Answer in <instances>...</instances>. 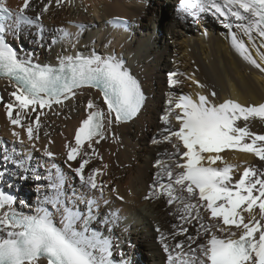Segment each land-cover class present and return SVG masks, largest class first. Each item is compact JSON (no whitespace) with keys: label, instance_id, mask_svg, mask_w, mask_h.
<instances>
[{"label":"bare ground","instance_id":"6f19581e","mask_svg":"<svg viewBox=\"0 0 264 264\" xmlns=\"http://www.w3.org/2000/svg\"><path fill=\"white\" fill-rule=\"evenodd\" d=\"M147 1L155 4L152 10L146 0H61L59 5L51 0L48 10L43 11L48 0H31L26 14L34 19L42 13L38 23L17 28L14 20L5 22L7 42L21 55H34L41 64H56L58 56L75 53L114 55L142 86L146 96L142 111L132 120L110 127L106 138L93 145L95 151L88 149L85 156L89 160L86 171L99 170L97 182L104 185L101 198L99 192L83 187L69 169L68 163L76 167V162H67V146L74 144L75 131L87 116V102L90 99L100 102L97 90L80 89L76 97L63 106L53 105L51 110L29 113V118L23 119L25 125L40 115L38 139L30 142L26 132L19 126L14 128L6 116L5 105L13 101L10 93L14 84L0 78V191L12 195L14 189L24 195L30 188L34 195L27 196L29 204H21L19 200L15 207L26 214H34L38 206L52 210L44 203V195L56 174H63L65 195L76 207L85 210V202L89 200L98 205L95 209L93 204L90 228L98 229L110 240L112 264L148 261L149 264H168L162 235L167 237L174 257L181 254V249H175L177 243L184 242L183 251L187 252L190 244L187 235L197 236L199 224L195 220L185 225L177 216L175 204L169 206L167 197H159V189L157 195L152 196L154 182L161 179L156 175L161 170L154 165L157 160L165 161V154L174 151L167 142L153 143V138L161 139L164 127L161 117L169 98L184 94L198 99L199 95L209 96L214 92L212 100L217 104L226 100L244 106L264 103V72L242 59L231 38L232 33H236L264 66L257 51L258 48L264 51L260 37L253 33V43L235 27L225 28L221 23L223 18L218 19L211 12L196 18L184 16L178 12L179 0ZM6 3L18 11L23 0H6ZM112 17L126 19L127 28L112 30L109 25ZM200 26L203 30L198 33ZM159 28L165 32L163 37ZM61 30L71 33V40L61 39ZM169 73L176 74L179 83L175 87L168 83ZM245 123L251 132L264 134V121L259 118L238 121L239 126ZM14 130L20 132L19 138L12 134ZM48 138H52L51 143ZM45 149L53 152L54 157L48 158ZM221 155L227 163L238 166L234 181L244 167L264 171V161L251 153L226 149ZM23 174H27L29 185L21 180ZM163 182H167L166 176ZM111 184L116 185L113 190L109 188ZM143 210L146 211L144 216ZM151 218L154 224L149 223ZM59 219L57 214V222ZM180 226H186L188 233H182ZM197 243H207V238L201 234ZM137 245L139 251L134 249ZM191 247L195 248L196 244ZM177 264H180L179 259Z\"/></svg>","mask_w":264,"mask_h":264},{"label":"snow or ice","instance_id":"6c2138e0","mask_svg":"<svg viewBox=\"0 0 264 264\" xmlns=\"http://www.w3.org/2000/svg\"><path fill=\"white\" fill-rule=\"evenodd\" d=\"M60 2L56 0L58 5ZM50 3L48 0L44 4L43 11ZM30 6L31 0H23L19 10L13 11L6 0H0V78L14 84L10 93L13 101L5 105L6 116L14 128L19 126L34 142L40 115L25 125L23 119H28L29 113L63 106L80 89L97 90L100 102H87V116L75 131L74 144L67 146V162L75 161L78 166L68 163V167L81 185L103 198V182H97L99 170L87 172L89 160L85 156L88 149L95 151L93 145L106 138L110 127L132 120L142 111L145 93L138 79L114 55L75 53L58 56L56 64H41L34 55H21L7 42L5 22L14 20L17 28L38 23L42 13L33 19L26 14ZM178 12L193 18L211 12L223 18L225 28L235 27L250 41L255 33L264 48V0H179ZM71 36L61 30V39L71 40ZM231 38L242 59L264 72L245 42L234 32ZM257 51L264 61V51ZM168 83L171 87L179 83L175 73H169ZM215 95L170 97L161 117V139L153 138V143L171 144L174 151L154 165L161 170L156 174L161 179L154 182L152 196L159 189V197H167L169 206L175 204L177 216L185 225L193 220L199 224L196 237L187 235V252L183 251L184 242L177 243L175 249H181V254L174 257L166 236L162 235L161 243L168 264H177L178 259L180 264H264V171L244 167L234 181L238 166L227 163L221 155L232 149L264 161V134L251 132L247 123L238 124L252 118L264 121V103L244 106L226 100L217 104L212 100ZM12 134L20 137L15 130ZM45 155L54 157L47 149ZM65 184L63 174L57 173L44 195V203L52 210L38 206L34 214L19 211L15 197L0 191V264H112L110 240L90 228L95 201H86V209L80 210L65 195ZM180 231L188 233V228L180 226ZM201 234L207 243H197Z\"/></svg>","mask_w":264,"mask_h":264},{"label":"rangeland","instance_id":"374dc122","mask_svg":"<svg viewBox=\"0 0 264 264\" xmlns=\"http://www.w3.org/2000/svg\"><path fill=\"white\" fill-rule=\"evenodd\" d=\"M148 3V1L146 0V4ZM148 7H150L151 8V10H152V8H154V6H155V4H153V3H151V1H149V3H148V5H147ZM172 6V5H171ZM174 7V6H173ZM159 11V10H158ZM163 13V10L161 11V14ZM155 16V15H154ZM199 28H201V26L199 27ZM161 28H159V30H160ZM203 30V28H201V30H199V31H197L198 33L200 32V31H202ZM224 30V29H223ZM160 33V35L163 37L164 35H165V32H164V30L162 31V30H160L159 31ZM132 55V54H131ZM138 137H140V134L138 135ZM8 139L9 140H12L11 138H9L8 137ZM48 140V142H52L51 140H52V138H48L47 139ZM26 179H27V174H23V175H21V180L24 182V183H26L27 181H26ZM27 185H29V183L27 182L26 183ZM116 187V185L115 184H111L110 185V190H113L114 188ZM87 189V188H86ZM3 192V191H2ZM34 195V191L33 190H31L30 188H27L26 189V191L24 192V195H20V194H17V192H15V190L13 189V194L11 195V196H13V197H15V202H19V200H22V201H24L25 203H24V205H27V204H29V199H28V197L27 196H33ZM117 199L119 200L120 199V197H117ZM142 200H144V198H142ZM140 209V208H139ZM141 214H142V216H144V215H146V211H141ZM149 221V223H151V224H154L155 222H154V220L152 221V218H151V221H150V219L148 220ZM139 246L137 245L134 249H135V251H139L138 248ZM163 252H165V251H163ZM146 254V253H145ZM146 256L148 257V258H150V255H148V254H146ZM150 262L148 261L147 263H145L144 262V264H149Z\"/></svg>","mask_w":264,"mask_h":264}]
</instances>
